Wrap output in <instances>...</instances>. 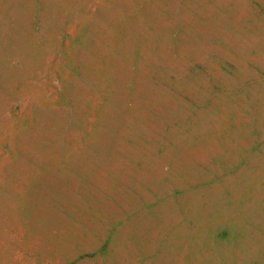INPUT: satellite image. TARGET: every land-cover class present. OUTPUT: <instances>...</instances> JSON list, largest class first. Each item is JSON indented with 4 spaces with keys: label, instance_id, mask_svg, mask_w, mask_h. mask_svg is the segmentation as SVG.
<instances>
[{
    "label": "rangeland",
    "instance_id": "374dc122",
    "mask_svg": "<svg viewBox=\"0 0 264 264\" xmlns=\"http://www.w3.org/2000/svg\"><path fill=\"white\" fill-rule=\"evenodd\" d=\"M0 264H264V0H0Z\"/></svg>",
    "mask_w": 264,
    "mask_h": 264
}]
</instances>
